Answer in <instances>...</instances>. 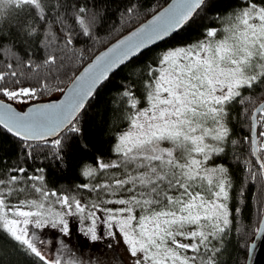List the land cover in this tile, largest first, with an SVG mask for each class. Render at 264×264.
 I'll return each instance as SVG.
<instances>
[{"label":"snow or ice","instance_id":"6c2138e0","mask_svg":"<svg viewBox=\"0 0 264 264\" xmlns=\"http://www.w3.org/2000/svg\"><path fill=\"white\" fill-rule=\"evenodd\" d=\"M239 5L228 16L214 17L218 26H205L201 39L166 48L138 80L121 85L117 99L128 128L115 138L116 158L84 165L87 182L77 191L49 189L46 167L25 165L44 148L50 149L45 158L58 163L72 151L86 154L82 121L98 86L113 69L186 30L210 0H172L162 11L154 9L150 20L77 76L58 103L17 111L0 99V136L18 141V163L0 156V239L32 257V264H88L63 240L50 254L51 241L40 234L54 229L70 236L68 217H76L89 243L108 238L111 248L122 241L131 264H219L231 225V183L228 167L215 160L240 145L230 126L234 105H255L257 91L264 95V0ZM122 7L123 17L139 12L138 0ZM99 8L94 0H0V54L14 60L0 71V96L26 103L23 98L47 90L46 80L21 86L15 68L55 66L53 47L71 51L81 38H94L103 18ZM33 49L49 51L43 65L33 63ZM241 112L250 122L243 143L264 173V102ZM249 163L246 170L255 174Z\"/></svg>","mask_w":264,"mask_h":264},{"label":"trees","instance_id":"16d2710c","mask_svg":"<svg viewBox=\"0 0 264 264\" xmlns=\"http://www.w3.org/2000/svg\"><path fill=\"white\" fill-rule=\"evenodd\" d=\"M168 1L138 0V14L133 17H123L121 16L122 5L126 3V0H94L97 5H100L99 11L103 17L97 24L94 38H81L74 43L71 51H61L53 47L51 52L58 57L55 66L43 65L44 58L49 55L48 50L33 49V63L43 66L32 70L24 67L15 68L17 72L22 73L21 86H38L41 80H46L48 83L47 90L38 92L35 99L23 98L26 101L24 105L48 99L55 93H57L55 97L59 96L70 80L98 51L143 22L154 13V9L159 10ZM239 6V0H210V7L205 8L195 21L190 22L186 30H181L174 39L170 38L151 46L112 73L97 88V95L91 99L82 121L88 130V140L85 143L88 144L89 150L86 154L72 151L62 163H58L45 158L44 153L50 152V149L44 148L38 150L34 154L35 158L29 160L25 166L46 167V183L49 189L57 192L77 191V185L87 182V178L81 175L84 165L92 164L97 157L105 160L116 158L112 153L115 138L128 125L125 113L120 110V102L117 99L122 90L121 85L138 80L145 66L154 63L158 55L166 48L201 39L205 26H218L219 22L214 21V17L228 16ZM4 34H8L7 28ZM18 57L23 59V52H18ZM8 63H14L12 56L7 52L0 54V71H6ZM263 98L264 95H260L257 91L254 97L255 105H234L230 112L232 117L230 126L234 130L232 139L240 141V145L227 148L225 154L215 160L228 167L231 183L227 201L231 225L220 245L219 264L245 263L248 242L257 230L264 206V173L259 170L256 159L251 154L250 145L243 143V137L248 132L250 122H244L245 118L241 112V107L253 110ZM0 99L8 101L2 96ZM9 102L16 106V103H20L19 100ZM0 143L4 148L0 151V156L5 157L11 164L18 163V141L11 136H0ZM236 156H239L238 160ZM246 161L250 162L247 166L253 167L255 174L246 170ZM19 162H22V159ZM82 194L88 196L86 191H82ZM32 260V257L22 254L12 243L0 239V264H32Z\"/></svg>","mask_w":264,"mask_h":264},{"label":"rangeland","instance_id":"374dc122","mask_svg":"<svg viewBox=\"0 0 264 264\" xmlns=\"http://www.w3.org/2000/svg\"><path fill=\"white\" fill-rule=\"evenodd\" d=\"M56 95L57 93L51 95L49 99L54 98ZM16 104L19 108H23L24 106V103ZM127 128L128 125L123 131L127 130ZM68 220L69 228L72 231L70 236H63L54 229L41 230L40 234L42 237L51 241V243L47 245L50 254H55L56 249L53 245H57L59 240H63L68 246V249L71 250L72 254L86 260L88 264H131V259L126 252L122 241L112 242L111 248L107 247L109 244L108 238H105L102 241L89 243L87 238L79 232L80 229L84 227V224L76 217H68ZM100 230L103 229H98V231ZM68 255V250H65L66 259L68 258Z\"/></svg>","mask_w":264,"mask_h":264},{"label":"water","instance_id":"95a60500","mask_svg":"<svg viewBox=\"0 0 264 264\" xmlns=\"http://www.w3.org/2000/svg\"><path fill=\"white\" fill-rule=\"evenodd\" d=\"M172 2V0H169L164 6H162L159 10L157 11H162L164 8H167L168 5ZM154 15V13L152 15H150L147 19H145L143 22H141L140 24H138L137 26H135L134 28H132L131 30L127 31L126 33H124L123 35H121L119 38H117L116 40H114L113 42H111L110 44H108L105 48L101 49L100 51H98L90 61H88L80 70L79 72L70 80V82L65 86V88L62 90V92L60 93L59 96L51 98V99H44V100H39V101H33L30 102L26 105L23 106V108H19L18 106H16L14 103H11L9 101H5L7 103H11L13 105L14 108L17 109V111H27L29 108L33 107L34 105H38V104H50V103H58L61 100H63L66 95L68 90L72 87L73 81L74 79L79 76L81 73H83L85 71V69L95 61V59L100 56L101 54H103L107 49L111 48L113 45H115L119 40L123 39L124 37H126L127 35H129V33H131L132 31H135L136 29H138L140 26H142L144 23H146L148 20H150L152 18V16ZM159 43V42H158ZM151 47V46H150ZM134 58V57H133ZM132 58V59H133ZM129 62V61H128ZM127 63V62H126ZM122 66V65H121ZM120 66V67H121ZM118 67V68H120ZM118 68L113 69L112 72L109 73V76L114 73ZM100 86V85H99ZM98 86V87H99ZM261 102H264V98L256 105L258 106ZM255 106V107H256ZM254 110V109H253ZM256 159V158H255ZM264 228V206L262 208V212H261V217L258 223V227L257 230L255 232V234L251 237V239L248 242V247H247V254H246V259H245V263L244 264H264V231H261L260 229Z\"/></svg>","mask_w":264,"mask_h":264}]
</instances>
